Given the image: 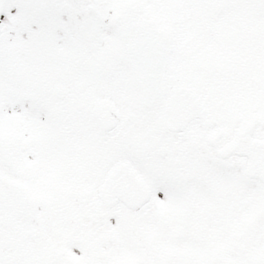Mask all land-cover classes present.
<instances>
[{
    "label": "snow or ice",
    "instance_id": "obj_1",
    "mask_svg": "<svg viewBox=\"0 0 264 264\" xmlns=\"http://www.w3.org/2000/svg\"><path fill=\"white\" fill-rule=\"evenodd\" d=\"M0 264H264V0H0Z\"/></svg>",
    "mask_w": 264,
    "mask_h": 264
}]
</instances>
